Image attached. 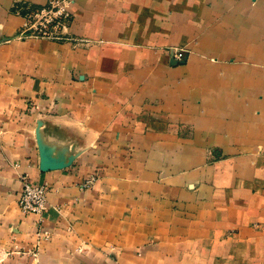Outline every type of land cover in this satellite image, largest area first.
Here are the masks:
<instances>
[{"label": "crops", "instance_id": "obj_1", "mask_svg": "<svg viewBox=\"0 0 264 264\" xmlns=\"http://www.w3.org/2000/svg\"><path fill=\"white\" fill-rule=\"evenodd\" d=\"M47 1L0 0V264H224L228 231L264 264V0H71L68 39L19 38Z\"/></svg>", "mask_w": 264, "mask_h": 264}, {"label": "built area", "instance_id": "obj_2", "mask_svg": "<svg viewBox=\"0 0 264 264\" xmlns=\"http://www.w3.org/2000/svg\"><path fill=\"white\" fill-rule=\"evenodd\" d=\"M23 24L19 38L27 39H68V29L72 20V12L67 0H48L38 7L22 8ZM179 57V56H177ZM93 179L88 180V184ZM47 183H32L25 180L18 197V204L24 213L41 214L47 209Z\"/></svg>", "mask_w": 264, "mask_h": 264}, {"label": "rangeland", "instance_id": "obj_3", "mask_svg": "<svg viewBox=\"0 0 264 264\" xmlns=\"http://www.w3.org/2000/svg\"><path fill=\"white\" fill-rule=\"evenodd\" d=\"M67 2H69V4L71 5V0H67ZM172 49V52H173V55H172V60L175 64H181V63H184L187 59V52L184 48H179L177 46H173V48L171 47ZM179 56V57H177ZM39 128L36 129V133H35V141H36V147L38 149V155L40 156V158H44V157H49L50 156H53V155H58V151L56 149H54L52 152H46L45 150V144H46V141H47V145H49V138H46L44 135L41 136L40 138V135H39ZM52 145H54L55 143H51ZM60 156V154H59ZM52 158H55L54 156ZM251 228L253 229L254 231V234H255V238H257L258 236L261 235V222H253L251 224ZM234 231L230 232L228 231L224 238L222 239V242H223V249H222V255L221 254H217V255H214V258L217 260H220L221 256H222V259H223V263L225 264V262H227V258L229 256L230 258V252L233 253L231 250H230V247L229 245H231L230 243V239L231 237L233 236L234 237ZM233 239V238H232ZM208 248V247H206ZM185 251V257L187 258V260H190L192 259L193 261L195 260V257L192 255L191 251L188 249H184L182 250V248L176 250V255L172 256V257H178L179 259L176 260L175 264H183V263H180L181 262V259H180V256L182 254V252ZM244 252H246V248L243 250ZM177 252L179 253V255H177ZM208 253V251H207ZM238 254V253H237ZM235 254V256L237 255ZM204 255V254H203ZM201 256L199 259H198V264H210L208 263L209 261V255L207 254L205 257L204 256ZM240 255H243V253H240ZM171 256V255H170ZM213 257V256H211ZM230 264V263H228Z\"/></svg>", "mask_w": 264, "mask_h": 264}]
</instances>
